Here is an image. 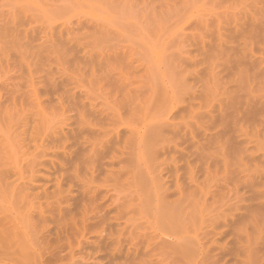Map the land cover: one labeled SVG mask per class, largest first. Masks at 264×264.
<instances>
[{"label":"bare ground","instance_id":"obj_1","mask_svg":"<svg viewBox=\"0 0 264 264\" xmlns=\"http://www.w3.org/2000/svg\"><path fill=\"white\" fill-rule=\"evenodd\" d=\"M95 1L111 6L109 0ZM118 3L119 11L111 6L115 15H121L114 21L118 25L107 22L108 17L102 25L111 34L116 29L113 24L124 26L131 34L126 36L133 40L124 37L129 42L122 41L125 49L122 43L118 49V40L113 41L117 48L105 49L109 52L100 48L105 55L96 56L95 51L92 55L96 57L90 58L94 65L88 60L92 72L87 77L79 70L72 77L68 74L70 79L66 74L61 82L52 77L55 83L51 78L48 82L53 91L47 90L48 96L53 93L48 98L54 95L55 103H67L61 106L71 112L58 130L48 125L55 117L54 101L47 119L50 113L42 107L39 95L33 99L29 94L34 93L35 80L28 83L25 79L31 89L24 91L17 75L21 83L15 82L13 89L9 81L12 87L5 89L10 91L4 92L6 101L0 99L3 254L10 253L26 264H264V0ZM100 24L87 26L94 27L95 34L99 27L103 29ZM104 29L102 34H107ZM143 34L150 41L144 42L146 48L139 53L132 49L140 47ZM129 49L139 57L144 53L136 57L144 60L141 73L131 64L136 59L130 57L134 53L130 55ZM22 50L24 55L27 51ZM41 52L46 53L44 48ZM40 57L38 61L44 56ZM95 81L98 90L93 93L96 90L87 86ZM42 129L51 131L45 134ZM68 168L73 178L65 177L81 184L76 190L79 196L71 194V201L66 191L70 193L79 184L65 186L64 191L61 170L70 173ZM86 170L89 176L83 175ZM47 171L50 175L45 179ZM57 171L60 178L54 175ZM97 174L111 181V194L106 191L109 185L106 190L98 189V184L95 188L96 183H103L94 180ZM164 177L173 178L174 183L168 184ZM92 180L96 182L93 187ZM43 202L50 205L45 207L50 211L42 208ZM91 203L94 212L87 210Z\"/></svg>","mask_w":264,"mask_h":264},{"label":"rangeland","instance_id":"obj_2","mask_svg":"<svg viewBox=\"0 0 264 264\" xmlns=\"http://www.w3.org/2000/svg\"><path fill=\"white\" fill-rule=\"evenodd\" d=\"M38 1V2H37ZM55 1V2H54ZM56 1H58V0H0V26H2V27H0V28H2V29H0V44H1V47H0V99H4L5 101H6V99L5 98H7L6 97V95H7V92L6 93H4L5 91H8V90H5V89H8V87H9V85L12 87V85H13V89H14V85H16L17 86V84L15 83V82H18L20 79H19V77L20 78H22L21 80L23 81V84L21 83V80L19 81V83L18 84H20L21 83V85H23V87H22V89L24 88V89H26V90H30L31 89V86L29 87V86H26L28 83H29V81H30V83L32 82V81H34V82H32V83H34V89L36 90V94H35V90H34V93L33 92H31V93H29L30 95H32L33 94V97H31L29 94H27V96H30L31 98H33V99H36L35 97H37V95H39V101H41L43 104H42V107H44V105H45V107H47V108H45L46 110H49V111H47V112H49L50 114H47L48 115V118L47 119H49V115H51V112H50V109H51V111H52V103H50V102H52V100L53 99H55V97H54V95H53V99H52V97L51 98H48V97H50L51 96V94H53L52 92V84L53 83H55L54 81H57V83L61 80H65V77H66V74H67V77H68V79H70L71 77H72V75L74 76V74H76V72H78L79 70H83V71H79V72H82V74H84V76L85 77H87V76H89L90 74H91V70L90 69H92V67H90V60L91 59H93V58H95L96 56H99L100 54H103V53H105V52H100V50L103 48L104 49V51H107V52H109L111 49H109V48H111V47H113V46H117L118 45V49L119 48H121V47H123L124 46V49H125V45L127 44L128 45V43H127V38H129L130 36H131V34H129L128 32H129V30H127L126 28H124V26L121 28V25H119V26H115L114 27V24L115 25H118V23H115L114 21H115V18L118 16V17H120L121 15H119V14H117V15H115L116 13H117V11H119L117 8V5L119 4L118 3V1L116 2V0H109L110 1V5L111 6H116V10L117 11H115V13H114V10L115 9H113L114 7H112V9L113 10H111V6H107V4L105 5V4H103L102 2H97V1H95V0H66V1H62V0H59L58 1V3L56 2ZM100 1V0H99ZM108 1V0H107ZM106 1V2H107ZM108 1V2H109ZM112 1V2H111ZM114 1H115V3H114ZM53 2V3H52ZM63 2H64V4H63ZM37 3V4H36ZM61 3L63 4V6L61 5ZM99 3H102V4H99ZM112 3V4H111ZM118 3V4H117ZM33 4V5H32ZM39 4V5H38ZM53 4H57V6H55V5H53ZM59 4V5H58ZM113 4H115V5H113ZM55 6V7H54ZM121 5L119 4V7H120ZM46 7V8H45ZM56 7H57V9H56ZM53 8H55V9H53ZM103 9V10H102ZM109 9L113 12H110L109 11ZM122 9V8H121ZM104 11H105V13H104ZM42 12V13H41ZM122 12V11H121ZM16 15V16H15ZM101 15H103V16H101ZM106 16V17H105ZM102 17H103V23H102ZM107 17L109 18V20L107 21V22H112V23H114L113 24V28L115 29H113L112 27V30H114V34H111V33H113V31L110 33V32H108V30H106L105 31V29H104V27H105V25L107 24V22L105 21V20H107ZM111 17L113 18L112 20H110L111 19ZM117 19V18H116ZM99 20H100V23H99ZM104 21H105V23H104ZM4 25H3V24ZM65 23H67L66 25H67V27L66 26H64L65 25ZM79 23V24H78ZM80 23H81V26H80ZM88 23V24H87ZM95 25H93V24ZM101 25V27L103 26L102 24H105L102 28L104 29V31H105V33H107V34H102V30L101 29H99L98 28V32H100V33H97V31L95 32V34H94V31H95V29H94V27H96V26H99V24ZM78 24V25H77ZM89 24H91V26L93 25L94 27L92 28H90L89 29V27L90 26H87V25H89ZM97 24V25H96ZM6 25V26H5ZM8 26V27H7ZM10 26V27H9ZM78 26V27H77ZM85 26L87 27V28H85ZM109 26L110 25H108V28H109ZM4 27H7L5 30H4ZM8 28H10V29H8ZM76 28V29H75ZM106 28V27H105ZM124 29V30H117V29ZM78 29V30H77ZM94 29V30H93ZM97 29V28H96ZM52 32H51V31ZM59 30V31H58ZM61 30V31H60ZM66 30V31H65ZM68 30V31H67ZM92 30H93V33H92ZM100 30V31H99ZM6 31V32H5ZM8 31V32H7ZM49 31H50V33H49ZM102 31V32H101ZM110 31V30H109ZM115 31H117V33H119V34H115ZM125 31H127V32H125ZM5 34H4V33ZM56 32V33H55ZM60 32V33H59ZM65 32V34H63ZM68 32H70V33H68ZM121 32V33H120ZM3 33V34H2ZM54 33V34H53ZM57 33H59V34H57ZM122 33H124V34H122ZM127 33V34H126ZM7 34H9V35H7ZM17 34V35H16ZM51 34V35H50ZM62 34V38H60L59 40H58V38H57V36H60ZM6 35H7V37H6ZM128 35H130L129 37H127ZM51 36H53V37H55V39H57V40H55L53 37H51ZM124 37H126V39H124ZM143 37H144V41L142 42L143 43V45H142V43H140L141 45H140V47L138 48H133L132 50H134V51H136V49H137V51L138 50H140V51H138L139 53H141V51L143 50L142 48L144 47V49L146 48L145 47V43L144 42H147V40L148 41H150V38H149V35L148 34H143ZM53 38V39H52ZM118 38H121V39H118ZM132 40H133V38H131ZM130 38H129V40H131ZM4 40V41H3ZM6 40V41H5ZM53 40H55V42H53ZM62 40V41H61ZM119 42H118V41ZM121 40V41H120ZM125 41L126 42V44H124L125 42H122V41ZM131 40V41H132ZM46 41V42H45ZM59 41V43H57ZM66 42V44L69 46H71L70 48H72V49H74L75 50V52H72L71 50L72 49H70L65 43H63V42ZM112 41V42H111ZM113 41L114 42H118V43H114L115 45H113ZM31 42H32V46H31ZM22 43V44H21ZM122 43V46L120 45ZM133 43V42H132ZM26 45V47H25V45ZM39 44H40V46H39ZM63 44H65V45H63ZM72 44H73V47H72ZM111 44V45H110ZM6 47H5V46ZM15 45V46H14ZM21 45V46H20ZM24 45V46H23ZM34 45V46H33ZM126 45V46H127ZM133 45V44H132ZM8 46V47H7ZM29 46V48H27ZM64 46V47H63ZM77 46V47H76ZM83 46H85V49H84V47ZM110 46V47H109ZM114 47V48H117V47ZM121 46V47H120ZM129 46H131V45H129ZM128 46V48H130ZM4 47V48H3ZM15 47H17L18 49H19V47H20V51L16 48L15 49ZM34 47H35V49H34ZM37 47V48H36ZM38 47L40 48V49H38ZM41 47H43L44 48V50L46 51V53H48L49 55H44V54H46V53H43V52H41V49L43 50V48H41ZM60 47H62V49L64 50L65 49V51H67L66 49L68 48V51L67 52H64ZM66 47V48H65ZM78 47H79V49H78ZM82 47V48H81ZM108 47V48H107ZM8 48V50H6ZM57 48V52H61V54H57V52H55L54 51V49H56ZM101 48V49H100ZM132 48V47H131ZM3 49H4V51H3ZM22 49H24V52H26V53H28V54H26V53H23L24 55H22L21 53H22ZM25 49H26V51H25ZM37 49H38V51H37ZM100 49V50H99ZM102 49V50H103ZM105 49H108V50H105ZM126 49H127V47H126ZM73 50V51H74ZM88 50H89V52H88ZM91 50H94V51H91ZM101 50V51H102ZM117 50V49H116ZM13 51V52H12ZM15 51V52H14ZM19 51V52H18ZM48 51V52H47ZM52 51V52H51ZM63 51V52H62ZM69 51L71 52V54L69 53ZM77 51H78V53H77ZM84 51H87V52H84ZM91 51V52H90ZM95 51H97V52H95ZM99 51V52H98ZM5 52H6V54H5ZM10 52H12V54L10 53ZM18 52V54H16ZM31 52H33L34 54H35V56H33L34 54L33 53H31ZM40 52V53H39ZM55 52V54H57L55 57H57V59H54L53 60V58H55V57H53L55 54H53ZM85 53V55H84V53ZM96 53V56L95 57H93V55L92 54H95ZM6 55H4V54ZM36 53H39L38 55L40 56L41 55V57H43V58H41V60L40 61H38L39 60V56L37 57V54ZM42 53V54H41ZM53 55H51V54ZM63 53V54H62ZM75 53H76V55H75ZM89 53H91V54H89ZM97 53H99V55L97 54ZM129 53H130V49H129ZM131 53H134V52H132L131 51ZM130 53V55H132ZM10 54H11V60H10V58H9V56H10ZM30 54V55H29ZM73 54H74V57H72L73 56ZM86 54H88V55H86ZM107 54V53H106ZM138 53H134V55H132V56H130L131 58H134V59H136V57H139L138 55H137ZM144 54V53H143ZM143 54H141L140 55V57H143ZM16 55H19V56H17L16 57ZM28 55V56H27ZM60 55V56H59ZM72 55V56H71ZM77 55H79V56H77ZM83 55V56H82ZM103 55H105V54H103ZM2 56H3V58H2ZM4 56H5V58H4ZM23 56V57H22ZM26 57V59H25V57ZM31 56V57H30ZM33 56V57H32ZM49 56V57H48ZM75 56H77V57H75ZM82 56V57H81ZM87 56H89V57H87ZM91 56V57H90ZM19 57V58H18ZM29 57V58H28ZM36 57V58H35ZM45 57H47L48 59H46ZM51 57V58H50ZM73 58V60H72V58ZM79 57V58H78ZM129 57V58H130ZM139 57V58H140ZM32 58V59H31ZM46 59L48 62H50V63H48L46 60L44 61V60H42V59ZM78 58V59H77ZM87 58V59H86ZM89 58V59H88ZM91 58V59H90ZM129 58H128V60H129ZM7 61H6V60ZM15 59V60H14ZM50 59H51V61H50ZM74 59H76V60H74ZM80 59V60H79ZM82 59V60H81ZM85 59H86V61H87V63L85 62ZM142 59V58H141ZM140 59V60H141ZM9 60V61H8ZM25 60V61H24ZM36 60V61H35ZM84 60V61H83ZM88 60L90 61V62H88ZM132 60V59H131ZM131 60H129V61H131ZM2 61V62H1ZM15 61V62H14ZM21 61H22V64H21ZM32 61V62H31ZM43 61V62H42ZM81 61H83L84 63H86V64H83ZM133 61L134 60H132L131 61V64L132 65H134V69H136V70H139V73H141L140 71L142 70V67H143V69H144V65H142V62L144 61L143 59H142V61L140 62L139 61V59L137 58L135 61H137V62H140V63H137V62H135V64L137 63V65L135 66V64L133 63ZM12 62V63H11ZM14 62V63H13ZM16 62H17V64H19L18 66L19 67H22L23 68V66H24V68L22 69V68H19L18 69V67H17V64H16ZM20 62V63H19ZM24 62V63H23ZM30 62V63H29ZM34 62V63H33ZM45 62V63H44ZM78 62L80 63H82V65H80V64H78ZM111 62H113V61H110L109 63L110 64H112V65H115V63L113 64V63H111ZM11 63V64H10ZM29 63V65H30V67H28L29 65H27ZM38 63V64H37ZM40 63H41V66H43V64H48V65H44L43 67H41L40 66ZM43 63V64H42ZM106 64V65H110V64ZM27 65V66H25V65ZM36 64V65H35ZM142 65V67H140L141 65ZM145 64V63H144ZM75 65L77 66L76 68H75ZM80 67H79V66ZM92 65H94V64H92V62H91V66ZM146 65V64H145ZM83 66V67H82ZM106 67V68H108V69H110L109 67H111V66H109V67ZM28 67V68H27ZM113 67V66H112ZM111 67V68H112ZM117 67H119L120 68V66H119V64H117L113 69H115L116 71H117ZM146 67V66H145ZM30 70H31V72H30ZM51 70V71H50ZM110 70H112V69H110ZM119 70V69H118ZM53 71V72H52ZM73 71V72H72ZM143 71V70H142ZM21 74H20V73ZM45 72H48V73H46L45 74ZM49 72H50V75H49ZM72 72V73H71ZM23 73H25V74H23ZM29 73H31V75L29 76ZM55 73V74H54ZM57 73V74H56ZM114 73H115V71H114ZM27 74V75H26ZM68 74H70L71 75V77H70V75H68ZM13 75V76H12ZM19 77H18V76ZM21 75H24V76H21ZM62 75V76H61ZM87 75V76H86ZM6 77V79L5 80H2V79H4L5 77ZM10 78H9V77ZM16 76V77H15ZM57 76H61V77H57ZM18 77V78H17ZM23 77H25V78H23ZM27 77V78H26ZM48 77H49V79H48ZM54 78L53 80H52V78ZM56 77V78H55ZM67 77H66V79H67ZM9 78V79H8ZM50 78H51V83H52V81H53V83L52 84H50L49 85V81H50ZM59 80H58V79ZM28 80L27 82L28 83H25L26 82V80ZM47 79V80H46ZM8 81V86H6L5 87V85H6V83H7V81ZM15 80V81H14ZM17 80V81H16ZM25 80V81H24ZM32 80V81H31ZM1 81H2V83H1ZM5 81V82H4ZM9 81H11L12 83V85L10 84V82ZM14 81V82H13ZM60 81V82H61ZM47 82V83H46ZM68 82H69V80H68ZM5 83V84H4ZM92 84H93V82H92ZM98 84V83H97ZM96 84V81L94 82V84L93 85H91L92 87H90V88H88V86H87V89H92V90H96V91H92V90H88L90 93H95V92H97V88H98V85ZM20 85V86H21ZM60 85V84H59ZM86 85H88V84H86ZM94 85H95V87H94ZM4 86V87H3ZM15 86V87H16ZM26 86V87H25ZM33 86V85H32ZM48 86H50V88L48 87ZM97 86V87H96ZM3 87V88H2ZM3 90H2V89ZM17 88V87H16ZM46 88V89H45ZM93 88H96V89H93ZM106 88V87H105ZM12 89V88H11ZM23 89V90H24ZM33 89V88H32ZM49 89L52 91L51 92V94H50V96H48L49 94ZM1 90H2V92H1ZM10 90V89H9ZM16 90V89H15ZM14 90V91H15ZM49 92H48V91ZM82 90H83V88H82ZM85 90V89H84ZM13 91V90H12ZM25 91V90H24ZM77 91H79V90H77ZM86 91V90H85ZM92 91V92H91ZM8 92H10V91H8ZM16 92H18V91H15L14 93H16ZM38 92V93H37ZM4 95H3V94ZM12 94H13V92H11ZM19 93V92H18ZM9 94V93H8ZM2 95V96H1ZM13 95H18V94H13ZM4 96V97H3ZM20 96V95H19ZM35 96V97H34ZM30 99V98H29ZM38 99V98H37ZM49 99H50V101H49ZM52 99V100H51ZM3 100V101H4ZM48 100V101H47ZM3 101H2V103H3ZM54 102H53V104H55L56 105V108H55V106H54V108H55V110H53V111H55L56 112V114H55V112L53 113V116L55 115V117H53V120H52V118H50L52 121H51V123H50V121L48 120V122L50 123H48V125L49 126H51V124H52V129L51 130H56L57 128H59L58 126H60V125H62L63 123H64V121L65 122H67L66 120H64L67 116H68V114L69 113H71V112H69V111H66L65 110V108H63L62 106H61V104L59 103V105H60V107H59V110H58V106L59 105H57V103H55V102H57L56 100H53ZM1 102V101H0ZM50 103V104H49ZM65 103V102H64ZM65 104H67V103H65ZM65 104H62L64 107H65ZM51 105V106H50ZM49 106V107H48ZM28 108H30V110H32L31 109V107L30 106H27ZM51 107V108H50ZM50 108V109H49ZM53 108V109H54ZM61 108H63L64 109V111H66V113L63 111V110H61ZM34 110V109H33ZM32 110V111H33ZM46 112V111H45ZM69 112V113H68ZM31 113V112H30ZM35 113H36V111H35ZM58 113V114H57ZM60 113V114H59ZM64 113L66 114L65 116H64ZM32 114H34V111H33V113ZM32 114H29V115H32ZM14 115H16V114H14ZM63 117H62V116ZM33 116V115H32ZM34 118H37V117H34ZM62 119V120H61ZM37 120V119H36ZM46 122H47V120H46ZM47 125V126H48ZM57 125V126H56ZM44 125L42 124V127H43ZM48 126V127H49ZM54 126V127H53ZM41 127V126H40ZM41 127V128H42ZM46 127V125L43 127V128H45ZM50 127V128H51ZM40 128V129H41ZM47 128V127H46ZM55 128V129H54ZM43 130V129H42ZM45 130V129H44ZM41 131V132H46V133H49L48 131H51V130H45V131ZM58 130V129H57ZM44 133H43V135H44ZM45 133V134H46ZM40 135L42 136V137H44L41 133H40ZM69 142H66V145H68V146H70V144H68ZM65 144V143H64ZM64 144H62V145H64ZM61 146V145H60ZM81 146V145H80ZM59 147V146H58ZM53 148V147H52ZM69 148V147H68ZM80 148V147H79ZM54 150V149H53ZM56 150V149H55ZM58 152H56V153H58V156H61L60 154H61V152H62V147H61V149H59V150H57ZM60 153V154H59ZM162 157V156H161ZM160 158V157H159ZM59 163L57 162V165H58ZM56 165V164H55ZM50 166V165H49ZM49 166H48V168H49ZM59 168V166H56V168ZM52 169V168H51ZM50 169V171H53V170H51ZM69 169V168H68ZM67 169V170H68ZM59 171H60V169H59ZM59 171H57V172H59ZM66 171V170H65ZM64 170L62 171L61 170V172L64 174V179H62L63 180V182H62V187H64L65 188V186H70V187H72L73 185L74 186H77V184H79V188L77 187V189L74 187H72V193L70 192V193H68V191H66V189H68V188H65V190L64 191H66V193L67 194H69L68 195V199L67 200H70L71 201V194H78L77 196H79V193L80 192H78L79 190H80V186H81V184H80V182H76L75 181V179H74V181L72 180V176L71 175H73V173H71V172H73V171H70V169H69V171H70V173L68 172H65ZM88 170H86L84 173L83 172H81V173H79V175H82V173H83V175H85V176H89V172H87ZM55 172V171H54ZM54 172H51V174L52 173H54ZM56 172V174H54L55 176L57 175L59 178L61 177V176H59V175H61L60 173L61 172H59V174ZM65 172V173H64ZM87 172V173H86ZM46 173H49V171H47ZM66 174H68L67 176L68 177H72V178H70V180H72V182L71 181H69V178L68 177H65L66 176ZM48 175H50V173L49 174H47V176L45 175V179L46 178H48ZM52 176V182L54 181L53 180V178L55 177V176ZM82 175V176H83ZM98 175V174H97ZM50 176V177H51ZM99 176V175H98ZM164 176V175H163ZM166 176V175H165ZM49 177V178H50ZM80 178H81V176H80ZM85 178V177H84ZM166 177H164V179H165ZM171 178V177H170ZM169 178V180H168V184H170V185H172L173 183H174V181L172 182V180H174L173 178H172V180ZM68 179V180H67ZM48 181V183L49 184H51L52 182L51 181H49L50 179H47ZM65 180V181H64ZM67 180V181H66ZM94 180L95 181H101V182H103L102 184H100V183H96V182H94ZM94 180H92V187H93V185H94V183H96L95 184V188H96V185H97V187H98V189H99V187H101V186H106V187H101V188H103V189H101L100 188V190H106L105 188H107L108 186L107 185H109L110 187L106 190L107 191V193H108V195H109V193L111 194V192H113L114 190H112V185L113 184H111V181H108L107 180V182H110V183H108V184H106L107 182H106V180H104L103 179V176H99V177H97L96 176V178L94 177ZM70 182V184H69V182ZM66 184H65V183ZM104 182H106V183H104ZM172 182V183H171ZM76 185H75V184ZM82 183V182H81ZM48 184V185H49ZM67 184H69V185H67ZM71 184H72V186H71ZM99 184H100V186H99ZM106 184V185H105ZM52 186H54V185H52ZM91 187V188H92ZM114 187V186H113ZM110 188H111V190H110ZM54 189V188H53ZM71 189V188H70ZM75 189V190H74ZM48 190H51V188H50V186L48 187ZM76 190H78V191H76ZM92 190V189H91ZM110 192H109V191ZM75 191V192H74ZM106 191H104V192H106ZM51 192H53V191H51ZM78 192V193H77ZM65 193V192H64ZM63 193V194H64ZM65 193V194H66ZM106 193V194H107ZM54 200V202L58 199H56L55 200V198H53ZM59 200V199H58ZM66 200V201H67ZM66 201H65V203H64V205H63V203H62V205H63V207L65 206L66 207ZM47 202V201H46ZM67 202H69V201H67ZM53 205V204H52ZM51 205V206H52ZM90 205H92V203L91 204H89V206H88V209L87 210H89V209H91L92 210V208H90ZM46 206H48V204L46 203L45 204V202H43L42 203V208H45ZM94 206V205H93ZM48 207H50V205L48 206ZM95 207V206H94ZM47 208V207H46ZM45 208V209H46ZM38 211L40 210V209H38V208H36ZM93 209H95V208H93ZM46 210H48V211H50L49 210V208L48 209H46ZM47 211V212H48ZM93 212H94V210H92ZM92 211H89L88 212V214L90 213V214H92L91 212ZM50 213V212H49ZM49 213L48 214H46V215H49ZM140 214H142L141 212H139ZM138 213V214H139ZM40 214H42V213H40ZM139 214V215H140ZM36 215H38L39 217H40V215H39V212H35V217H36ZM137 215V214H136ZM139 215H137V217H141V216H139ZM144 215V214H143ZM80 216V215H79ZM145 216V215H144ZM144 216H142V217H144ZM38 217V218H39ZM77 217H78V215H77ZM37 217H36V219H38ZM145 218V217H144ZM142 219V220H144L143 222L145 223V219ZM140 219V218H139ZM139 219H138V221H139ZM142 222V221H141ZM141 222H138V224H142V225H144L145 226V224H143V223H141ZM52 224V223H51ZM48 225H49V221H48ZM53 225V224H52ZM52 225H51V227H52ZM141 225V226H142ZM143 226V227H144ZM53 228H54V226H53ZM139 225H138V231H139ZM128 230V229H127ZM142 231V229H140V232ZM90 235H92V234H90ZM125 236L127 237V232H125ZM127 241V240H126ZM129 241V240H128ZM127 241V242H128ZM222 241H224V239H221L220 240V242H222ZM126 242V243H127ZM125 243V242H124ZM124 244V245H126V246H128V243L127 244ZM44 246V248L46 247V245L44 244L43 245ZM126 246H124V247H126ZM51 247V246H50ZM49 247V248H50ZM46 248H48V246L46 247ZM140 249H141V247H140ZM140 249L137 251L138 253L140 252ZM2 250V247L0 248V251ZM142 250H143V248L141 249V252H142ZM42 251H45V249L43 250V248H42ZM46 251H48V249L46 250ZM132 251V250H131ZM5 253V255L3 254V250H2V252H1V254H0V256L2 257V258H0V264H20L21 262H20V260H15V258H12V256H11V254L9 253V254H6V252H4ZM47 253V252H46ZM45 252H43V254H44V256H45V254H46ZM6 255H8V258L6 259ZM47 255V254H46ZM6 256V257H5ZM11 256V259L9 258ZM43 256V259L45 258ZM9 259L11 260V261H9ZM15 260V261H14ZM45 260V259H44ZM19 261V263H15V262H18ZM12 262V263H11ZM45 263H47V261L45 260L44 261ZM28 264L30 263V262H27ZM22 264H26V262L25 263H23L22 262ZM30 264H33V262L32 263H30ZM48 264H50V263H48Z\"/></svg>","mask_w":264,"mask_h":264}]
</instances>
